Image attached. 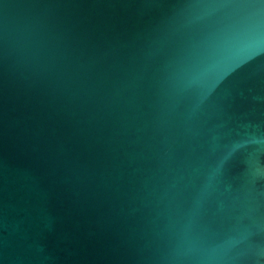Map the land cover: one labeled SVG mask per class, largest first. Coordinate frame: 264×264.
I'll return each mask as SVG.
<instances>
[{
    "label": "water",
    "instance_id": "95a60500",
    "mask_svg": "<svg viewBox=\"0 0 264 264\" xmlns=\"http://www.w3.org/2000/svg\"><path fill=\"white\" fill-rule=\"evenodd\" d=\"M0 264H264V0H0Z\"/></svg>",
    "mask_w": 264,
    "mask_h": 264
}]
</instances>
